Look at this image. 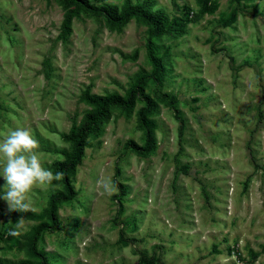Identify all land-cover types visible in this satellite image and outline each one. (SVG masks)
<instances>
[{
	"label": "rangeland",
	"instance_id": "374dc122",
	"mask_svg": "<svg viewBox=\"0 0 264 264\" xmlns=\"http://www.w3.org/2000/svg\"><path fill=\"white\" fill-rule=\"evenodd\" d=\"M88 1L120 8L145 0ZM148 1L186 21L184 36L156 43L166 72L145 90L174 103H158L150 118L156 150L140 159L124 149L144 141L135 119L143 102L129 116L112 111L88 140L60 228L42 233L38 250L50 264H264V0ZM62 15L57 0H0V140L29 129L50 170L70 150L59 135L89 109L81 93L124 96L151 71L141 25L110 32L81 15L61 42ZM108 179L118 189L111 195L99 183ZM5 184L0 177V195ZM59 191L35 187L29 212L40 214ZM10 212L0 199V264L34 263L19 246L38 222L17 229Z\"/></svg>",
	"mask_w": 264,
	"mask_h": 264
},
{
	"label": "trees",
	"instance_id": "16d2710c",
	"mask_svg": "<svg viewBox=\"0 0 264 264\" xmlns=\"http://www.w3.org/2000/svg\"><path fill=\"white\" fill-rule=\"evenodd\" d=\"M57 3L63 12L57 36V39L61 42H65L70 37L73 20L78 19L81 15L101 19L110 32H121L130 21L144 27L146 30L144 48L151 71L148 74H138L124 96L112 93L101 97H93L89 95L88 91L81 93V101L89 109L83 114L79 124L72 125L67 133L59 135L63 142L69 144L70 150L68 153H61L63 160L55 162L51 166L53 173H64L62 180L52 182L60 187V191L49 196L46 206L40 214L23 211H11L9 213V218L14 222L21 218L38 222L27 235L23 236V242H20L19 247L25 250L30 259L35 261L34 263L25 262L24 264H50L49 259L38 250L37 244L42 233H53L60 228L61 221L58 210L62 205L70 203L77 196L72 178L75 175L76 168L82 162L85 149L89 146L88 140L91 137L100 135L101 128L109 122L112 111L117 110L125 116H129L136 103L143 102L135 112V119L143 134L144 141L141 145L128 141L124 149L140 159H146L155 152V125L150 118L156 113L158 103L168 107L174 104L165 95H157L155 98H151L145 94L149 84L154 82L159 85L166 72L164 56L157 55L156 43L163 37L180 38L184 36L186 27L184 19L169 18L162 10L153 11L152 3L148 0L135 4L126 1L120 8L112 5L96 6L88 0H57ZM235 20L236 10L233 9L229 16L222 21V25L227 28ZM118 187L120 194L123 195L125 188L120 185ZM151 262V259L147 260V263Z\"/></svg>",
	"mask_w": 264,
	"mask_h": 264
},
{
	"label": "clouds",
	"instance_id": "9594fccd",
	"mask_svg": "<svg viewBox=\"0 0 264 264\" xmlns=\"http://www.w3.org/2000/svg\"><path fill=\"white\" fill-rule=\"evenodd\" d=\"M38 149L39 141L24 127L10 130L0 140V177L6 182L0 199L7 202L10 211H33L29 193L37 186H48L64 178L63 172L53 173L44 167ZM99 183L108 195L118 190L110 179ZM24 223L23 218L19 219L17 229ZM11 235L18 236L20 232L13 231Z\"/></svg>",
	"mask_w": 264,
	"mask_h": 264
}]
</instances>
